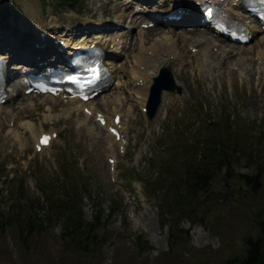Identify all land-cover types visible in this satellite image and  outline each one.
<instances>
[{
  "label": "rangeland",
  "instance_id": "obj_1",
  "mask_svg": "<svg viewBox=\"0 0 264 264\" xmlns=\"http://www.w3.org/2000/svg\"><path fill=\"white\" fill-rule=\"evenodd\" d=\"M93 1H95L94 9L98 10L101 3L98 0H90L89 6L92 5ZM7 3L10 5L15 3L17 5L20 18L12 21L11 26L18 27L19 30L29 28V22L34 23L31 20V16L37 20L42 17L44 25H47L46 19L51 12L58 15L59 21L63 24L88 26L91 23L90 16L87 14L77 15L64 10L55 12L50 6L51 0H46V2H41V0H8ZM100 11H97V13L100 14ZM184 40L186 41L185 38ZM219 74L223 76L222 72L217 73L214 70V76H219ZM204 86L206 89H203V86L200 87L204 93L198 92L196 94L195 102L189 103L185 107L186 112L196 113L200 116L201 103H204L205 108L213 106V111L229 107L235 113L241 114L243 117L247 116L246 120L244 119L245 124H249L252 128L254 123L251 122V119L257 120L260 118L259 114H264L263 98H258L257 96L249 97L243 94H235L234 98L228 93L220 96L217 92L212 95V92L220 87V83L211 91H207V85ZM262 90H264V77L261 79L259 86V91L261 92ZM187 98L190 99L188 94ZM32 102L34 105H31L30 102L27 108L20 113V118L25 123L31 122L34 124L32 129H28L26 134L30 147H32V133L50 131L52 126L56 124V121L52 118L53 114L47 110V106L41 105L38 100ZM40 109H44V111ZM199 119L202 122V117ZM211 124H214V121ZM62 127L64 140L56 145L49 157H40V159L36 160V163L42 162L47 167L44 168V171L48 179L59 176L60 173L53 169V166L57 165L56 149L67 147L69 143L75 146L78 151L77 157L79 158L80 166L89 168L93 190L95 194H98L101 202L105 203L106 200H109L110 195L122 196V193L125 195L124 201L118 206L120 211L114 214L109 224L110 238L105 241L103 247L101 238H97L95 249L89 247V245L76 248L72 244H67L68 241L60 237L63 229L73 228L71 223L66 222L61 225L58 221L47 222L43 219L46 216L44 214L41 216L40 211L33 207L35 209L34 212L39 214L41 220H43L41 232L35 231L37 234L35 236H24L23 231L29 225L30 227L32 226L31 220L27 222L24 219H18V222L14 223L13 228L5 227L4 225V228L0 229V264H238L240 263V258H242V262L247 258L249 245L246 242V237L253 236L254 231L247 230L245 227L251 225L254 219L253 215L240 218L245 212L240 213L241 211L236 207L224 206L222 211L219 210L218 215L212 216L208 221H204L201 227L195 226L192 221L187 219H180V226L176 231L177 236L169 237L167 229H170V226L163 229L159 225L157 211L159 194L152 189L149 192L153 197L148 196L146 191L144 198L137 194L132 183L124 179V177H139L134 172L140 173L142 171L141 165L144 164L146 159L150 158L152 153L151 144H155L154 138L158 135L157 130L153 132L152 136L143 137V158L140 166L138 167L137 164L132 162V156L128 159H121L120 168L123 169V173L118 176L116 182H113L99 152H90L83 144L80 136L76 135L72 130L70 131L67 125L64 124ZM133 147L136 149L132 150V153L139 149L137 146ZM12 149L10 134L4 123H0V170H2L0 171V197L2 203L0 207L3 211L7 208V192H3L2 187L5 184L6 186L12 184V181L14 183L15 180H24L28 188L30 183L28 175H24L25 169L21 164V160L24 157L19 153L10 154ZM16 156L18 158L17 161H15ZM36 163L33 165L35 168ZM239 172L247 173V170L239 166L237 173ZM6 174L9 175L7 179L1 177V175ZM148 175H151V173H148ZM218 182H220L219 178L216 179V183ZM215 185L218 186L217 184ZM154 187L160 188L161 185L155 184ZM37 188L39 189L38 185ZM29 191L33 196V200L42 206L44 199L40 200L38 198L42 195L41 192L33 189H29ZM239 192L241 194L245 193L241 186ZM134 194H136V197H134ZM238 199L243 204L249 202L247 196H240ZM85 201L87 203L86 215L88 220L92 221L94 207L90 200ZM34 212H31V214L35 221L40 223ZM125 215L127 226L123 225ZM224 226L228 227V231ZM119 232L122 235L117 234ZM141 235L149 240L152 250L148 254L138 256L137 251H134L132 247L135 245L134 239ZM181 238H184L187 243L178 245L174 252H170L171 240L179 241ZM233 258L236 259L234 260Z\"/></svg>",
  "mask_w": 264,
  "mask_h": 264
},
{
  "label": "trees",
  "instance_id": "obj_2",
  "mask_svg": "<svg viewBox=\"0 0 264 264\" xmlns=\"http://www.w3.org/2000/svg\"><path fill=\"white\" fill-rule=\"evenodd\" d=\"M69 0H60V2L67 3ZM232 158L226 157L225 160H223L221 157H219V165L224 166L223 169H226V174L224 177H226L228 174L231 173V169L234 168L235 162L231 163ZM217 164V165H218ZM222 169V170H223ZM206 173V172H205ZM201 174L199 176V181L203 182L206 180V178H209L210 174ZM213 173V171H211ZM205 176V177H203ZM195 173L192 171V166H189L188 172L185 175L184 180V191L174 192L173 197L171 201L167 203V205L170 208V211L172 212V220L171 225L172 227H178L180 225V221L178 220V211H183V215H187L191 218H199L204 219L207 216V212L202 209V202L199 199L198 192L202 188V185L198 183L195 180ZM250 181L252 183H257L258 179L257 177H249ZM46 198L47 202L50 207H55L57 211V217L60 219L62 215H64L66 212L63 213L60 210L64 208L65 202L74 203L76 202L77 198L74 194L72 196L69 193L61 192L58 189H51L46 192ZM17 205L19 208V212L17 213V217L15 219V222H18V219H24L27 222H30V220L33 218V215L31 212H34L32 200L28 198L25 194L18 193L17 197ZM76 205H71L68 207L69 213H73L79 209V212L75 217H68L67 222L71 223L73 225L72 229H64L63 232V238L66 241H74V237H79L80 240L83 242H87L90 238V231L87 229V224L84 219V214L82 212V207ZM80 207V208H79ZM100 211L97 212L96 219L99 221L100 217ZM68 215V214H67ZM59 221H62L61 219ZM13 222V220H11ZM29 225V224H28ZM165 225V223H164ZM256 225L259 229L256 230V233L250 238L246 239L247 244L249 245V248L247 250V258H245L242 262V258H240V263L243 264H264V220L257 221ZM93 231V229L91 230ZM24 236H35L37 235L35 233V230L32 228V226L27 227L26 230L23 231ZM95 241H98L96 239ZM95 241L91 242L89 244V247H92L95 249ZM88 244V243H87Z\"/></svg>",
  "mask_w": 264,
  "mask_h": 264
},
{
  "label": "bare ground",
  "instance_id": "obj_3",
  "mask_svg": "<svg viewBox=\"0 0 264 264\" xmlns=\"http://www.w3.org/2000/svg\"><path fill=\"white\" fill-rule=\"evenodd\" d=\"M195 34L193 33L192 36H194ZM173 33L172 32H165L164 35L161 36V38L157 39V42L153 45V49H150L148 51H152V53H154V58H152L151 56H148L147 54H145L144 58L140 61L141 65H150L149 61H151L152 63H155L158 59L161 58L162 56V59H164L165 57H163L162 54L168 52L169 54L171 52H173L174 49H176L175 47V44L172 43V40H173ZM186 41L187 42V38L185 37ZM192 39V37H191ZM145 40H141L139 43H140V47L144 48V45H145ZM190 44L192 46H196V47H200V45H198V41H192L190 42ZM169 45V46H168ZM82 48H87L86 45H82ZM168 48L170 49L168 51ZM147 51V52H148ZM205 54V55H204ZM184 52L182 54H180L178 56V60L179 59H182L184 57ZM5 58H8V57H5ZM193 63L196 64V66L192 67V70H198L200 71L201 73L205 74L206 77L211 80V81H215L217 78L218 79H222L223 76L219 74V76H214L213 75V72L215 70V63H219L218 61H215V58H214V55L211 54L209 52V48H205V49H199L195 55H193ZM16 68H19V67H16ZM156 68H157V65H156ZM156 68L154 69V72L156 70ZM177 70H181V71H184L187 69L184 68V65L183 64H178L176 66ZM149 87V86H147ZM124 98L119 95L118 97L115 98L116 102H118L117 100H123ZM103 100H106V98H104ZM109 98L107 99V102H108ZM33 104V102H31V105ZM117 110L114 109V113L116 112Z\"/></svg>",
  "mask_w": 264,
  "mask_h": 264
}]
</instances>
